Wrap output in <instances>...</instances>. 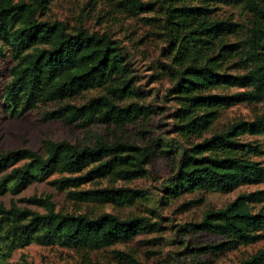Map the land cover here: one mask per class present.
Returning a JSON list of instances; mask_svg holds the SVG:
<instances>
[{"label": "trees", "instance_id": "16d2710c", "mask_svg": "<svg viewBox=\"0 0 264 264\" xmlns=\"http://www.w3.org/2000/svg\"><path fill=\"white\" fill-rule=\"evenodd\" d=\"M118 6L139 9L151 1L110 0ZM219 2L241 4L253 12L247 36L241 41L227 37L239 33L242 23L214 14ZM51 0H0V57L13 63L0 86V104L10 115H23L44 107V120L58 119L86 127L94 123L135 121L149 116L150 107L121 100L138 93L129 76L127 51L107 32L84 26L69 29L60 19L44 18ZM166 35L164 49L172 52L162 66L173 80L178 107L174 130L186 144L177 154L174 173L166 189L171 196L206 189L229 192L240 185L264 182V162L254 158L264 152L262 142L244 139L264 133V110L251 119L240 118L206 134L221 111L239 102H264V0H158ZM240 55L237 69H223V62ZM1 72V70H0ZM238 87L233 92L213 88ZM105 91L80 101L88 89ZM174 152L171 143L157 147L100 138L80 146L68 139H45L42 151L20 146L0 150V194H16L55 173L59 188L105 175L131 179L144 175L146 164L158 153ZM77 174V175H67ZM141 190L105 187L70 190L92 199L132 204ZM32 203L45 211L0 204V256L31 242L99 249L132 239L146 225L138 215L121 218L113 212L96 216L56 210L49 197L32 195ZM192 227L222 236V240L198 247L221 253L264 238V187L242 191L221 207L208 208ZM21 264H35L23 256ZM237 264H264V247Z\"/></svg>", "mask_w": 264, "mask_h": 264}, {"label": "rangeland", "instance_id": "374dc122", "mask_svg": "<svg viewBox=\"0 0 264 264\" xmlns=\"http://www.w3.org/2000/svg\"><path fill=\"white\" fill-rule=\"evenodd\" d=\"M151 1L145 8L131 9L118 6L110 0H51L43 14L44 18L60 19L69 29L84 26L90 31H107L120 46L127 51L130 61L128 73L133 77V85L138 93L130 94L121 100L123 105L132 101L150 107V115H141L135 121L124 124L116 122L94 123L86 127L68 124L64 121L44 120V107H36L23 115H10L0 104V150L6 151L20 146H28L42 151L45 139H68L80 146L94 145L101 137L109 142L127 141L138 145L157 147L164 141L175 149L168 154L158 153L148 162L146 173L140 177L123 179L116 175H105L89 179L80 185L59 188L53 179L30 183L20 192L0 194V204L11 207L13 202L20 207H29L44 212L42 205L27 200L32 195L49 197L56 210L75 213H88L96 216L104 212H113L121 218L135 215L145 217V227L132 239L118 241L99 249L70 247L61 244H41L31 242L15 248L9 256H0V264H21L23 256L35 264H237L240 259L264 247V238L258 242L240 245L221 253L198 249L202 245L222 240V236L207 231H198L192 223L199 221L204 212L211 207H221L242 191L263 188L264 182L243 184L229 191L197 189L171 196L166 185L174 173L177 154L184 138L174 130L173 113L178 107L175 93L169 91L173 80L162 66L169 61L172 52L167 48L166 35L159 17L164 12L158 0ZM214 14L231 17L242 23L239 33L227 37L229 41H241L248 33L253 12L244 3L215 5ZM240 55L223 62V69H237L236 61ZM13 63L9 57H0V86L8 77V68ZM238 87L213 88L217 92H233ZM101 87L88 89L79 97L80 101L104 92ZM264 110V102H239L224 108L214 121L210 134L228 123L240 119H251ZM244 139L264 140V133L244 134ZM180 147V148H179ZM264 162V152L254 156ZM77 175V174H67ZM105 187H133L140 189L138 198L132 204L117 200L86 198L88 194H78L70 190H88Z\"/></svg>", "mask_w": 264, "mask_h": 264}]
</instances>
